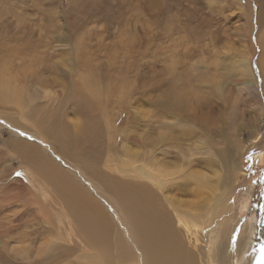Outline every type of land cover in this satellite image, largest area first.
<instances>
[{
    "label": "rangeland",
    "instance_id": "rangeland-1",
    "mask_svg": "<svg viewBox=\"0 0 264 264\" xmlns=\"http://www.w3.org/2000/svg\"><path fill=\"white\" fill-rule=\"evenodd\" d=\"M0 77L17 96L28 85L20 101L0 100V264H117L121 243L135 252L117 218L120 213L96 193L117 226L106 255L100 259L94 251L81 252L83 244L74 248L63 240L56 243L57 235L66 234L58 223L65 220L62 211L42 204L46 202L38 189L22 176L30 169L17 149L26 141L47 150L33 136L30 122L48 118L53 107L40 103L30 87L34 84L62 92L64 111L57 110V122L60 112L68 125L89 116L103 137L110 131L104 121L110 120L116 132L115 159L124 147L147 151L134 143L135 134L147 144L160 132L171 141L164 145L169 151L174 144L170 138L177 141L183 133L188 136L181 145H194L193 135L199 136L202 128L197 119L211 120L219 129L203 136L223 158L226 146L232 145L237 154L228 187L233 193L219 221L234 220L238 231L255 217L259 232L264 230V161L259 159L264 153V0H0ZM83 92L94 109L80 116L74 101ZM29 93L35 99L30 106L36 108L23 121L20 113ZM20 124L28 131L18 129ZM75 156L85 165L93 162ZM53 159L60 165L59 156ZM213 161L223 176L226 161ZM67 166L84 180L78 169ZM212 230L210 225L201 238L197 235L207 263L213 256ZM259 241L252 250L255 263L264 259L263 239Z\"/></svg>",
    "mask_w": 264,
    "mask_h": 264
},
{
    "label": "bare ground",
    "instance_id": "bare-ground-1",
    "mask_svg": "<svg viewBox=\"0 0 264 264\" xmlns=\"http://www.w3.org/2000/svg\"><path fill=\"white\" fill-rule=\"evenodd\" d=\"M30 87L36 98L42 100L40 103L44 107L52 103L53 108L50 109L48 118L42 116L41 119L30 122L33 136L40 139L47 150L26 141L17 149L23 157L24 164L31 171L24 172L22 176L38 189L46 202L42 204L51 208L57 205L62 211L65 220L58 223L65 228L66 234L57 235L56 243L63 240L72 244L74 248L83 244L81 252L94 251L95 256L100 259L106 255L107 248H111L107 246V241L112 240L116 225L111 223L106 211L93 196L96 193L98 199L101 200V196L105 197L113 207H116L121 219L118 216L117 218L126 227L137 254L135 256V252L130 253L126 245L121 243L116 247L118 249L116 252L120 255V260L116 259L117 264H264V259L260 263H255L252 255L255 241L263 239L264 246V230L259 232L258 220L255 217L248 218L238 231L236 229L234 231L232 225L234 220L219 221L227 211L226 201L233 193L232 187H228L231 183L230 174H233L232 160L237 154L232 152V145L226 146L223 158L222 153L203 136L204 134L213 136L216 129H219L214 123L209 122L211 120L197 119L202 128L199 136L193 135L194 145H185L184 142L181 145L184 137L188 136L183 133L179 135L180 139L177 141H174V137L170 138L174 144L170 145L169 151L164 145L171 141H167L160 132L147 144L135 134L134 143L147 147V151L140 153L124 147L117 155L119 158L115 159L113 136L116 132L110 120H105L104 117L105 127H109L110 131L106 130L103 137L100 130L95 127L94 121L88 119L89 116L85 120L82 118V121L76 120L72 125H68L62 116L64 112H60L62 115L58 120L63 121L57 122V110H63L62 92H51L46 85L34 84ZM27 88L28 85L23 86V92L17 96L15 88L10 86L4 77H0V100L20 101L23 95L26 96ZM60 88L66 91L65 86ZM29 94L31 99L20 113V119L23 121H26V116L36 108L30 106L35 99L31 93ZM77 96L74 102L78 109L75 111L84 116L85 111H89L94 102H88L84 92ZM64 102L66 103L65 99ZM166 107L173 109L169 105ZM196 116L199 118V114ZM193 117H189V120ZM21 124L17 128L28 131ZM212 126L214 128H211ZM99 138L101 145L97 140ZM75 155L91 157L90 160L93 162L85 165L83 163L85 161ZM97 155H100V158ZM53 156L56 158L59 156L60 165L54 161L57 159H53ZM201 156L208 158L205 161L200 160ZM213 159L218 164L221 159L226 161V172L223 176L220 170L215 169ZM259 159L264 161V153ZM98 160L99 166L96 165ZM67 163L78 169L79 174L87 181L80 182L81 178L78 175L76 177L75 173L68 169ZM235 167L236 178L237 173L241 171L240 164ZM2 172L0 173L3 175ZM2 177L0 176L1 181ZM182 198L186 200L183 201ZM39 199L41 198L34 194V201L39 202ZM210 225L213 230L208 235L212 239L213 256L211 263H207L204 260L202 246L199 247L197 244V235L199 234L201 238V233ZM118 235L119 232L116 233V238ZM186 240L188 245L185 243Z\"/></svg>",
    "mask_w": 264,
    "mask_h": 264
}]
</instances>
